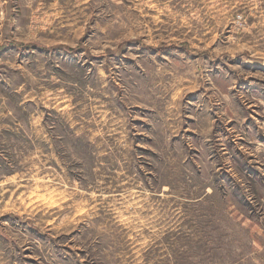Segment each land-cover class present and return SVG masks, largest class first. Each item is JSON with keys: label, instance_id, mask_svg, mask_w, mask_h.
I'll list each match as a JSON object with an SVG mask.
<instances>
[{"label": "rangeland", "instance_id": "1", "mask_svg": "<svg viewBox=\"0 0 264 264\" xmlns=\"http://www.w3.org/2000/svg\"><path fill=\"white\" fill-rule=\"evenodd\" d=\"M0 264H264V0H0Z\"/></svg>", "mask_w": 264, "mask_h": 264}]
</instances>
